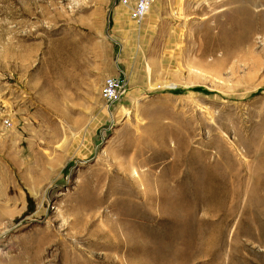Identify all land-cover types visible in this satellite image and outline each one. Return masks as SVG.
Here are the masks:
<instances>
[{
    "label": "rangeland",
    "instance_id": "obj_1",
    "mask_svg": "<svg viewBox=\"0 0 264 264\" xmlns=\"http://www.w3.org/2000/svg\"><path fill=\"white\" fill-rule=\"evenodd\" d=\"M147 11L0 0V264H264V0Z\"/></svg>",
    "mask_w": 264,
    "mask_h": 264
},
{
    "label": "crops",
    "instance_id": "obj_2",
    "mask_svg": "<svg viewBox=\"0 0 264 264\" xmlns=\"http://www.w3.org/2000/svg\"><path fill=\"white\" fill-rule=\"evenodd\" d=\"M150 17H151L150 14L146 13L143 19L138 23V25L140 26H138L137 28H132V27L125 25L124 22L122 23L123 19L121 18V16L120 17L118 16L117 12L113 15L112 26H111L113 27V30L112 29L111 30L114 33L113 34L114 43L118 45V49H120L119 54L121 56L119 59H114L112 62L107 63V70L108 69L111 71L113 70V72H111L110 74H113L118 70H120V72L129 70V65L126 64L125 58H124L128 54V50L127 52L123 51L124 44L128 38L136 42V43H133L135 44V46L136 45L139 46L142 42H144V39H146L145 33L148 31L151 25ZM124 52L126 54H124ZM135 64L137 65V63ZM138 69L139 67H137V70ZM124 77L125 76H123V78ZM124 82H125V87H126L127 81H125V79H124Z\"/></svg>",
    "mask_w": 264,
    "mask_h": 264
},
{
    "label": "built area",
    "instance_id": "obj_3",
    "mask_svg": "<svg viewBox=\"0 0 264 264\" xmlns=\"http://www.w3.org/2000/svg\"><path fill=\"white\" fill-rule=\"evenodd\" d=\"M123 6L130 19L139 23L145 16L153 0H117ZM124 79L119 75L108 74L103 77L100 94L105 104L117 100L125 90Z\"/></svg>",
    "mask_w": 264,
    "mask_h": 264
},
{
    "label": "bare ground",
    "instance_id": "obj_4",
    "mask_svg": "<svg viewBox=\"0 0 264 264\" xmlns=\"http://www.w3.org/2000/svg\"><path fill=\"white\" fill-rule=\"evenodd\" d=\"M132 167V163H130L128 166H127V171L128 170H130V168ZM134 174H136V172L134 173ZM137 176H139L138 178H139V181H140V179H141V176L137 173ZM144 190H146V192L147 191H154V189L152 188V187H150V185H147V186H145V189ZM150 199V198H149ZM150 202H152V200H150Z\"/></svg>",
    "mask_w": 264,
    "mask_h": 264
}]
</instances>
